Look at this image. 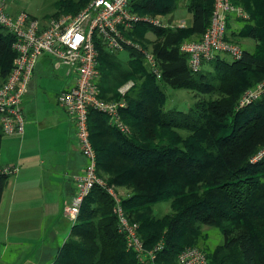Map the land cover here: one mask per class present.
Masks as SVG:
<instances>
[{
  "label": "trees",
  "instance_id": "obj_1",
  "mask_svg": "<svg viewBox=\"0 0 264 264\" xmlns=\"http://www.w3.org/2000/svg\"><path fill=\"white\" fill-rule=\"evenodd\" d=\"M86 1L80 0L81 6ZM179 1L138 0L131 11L170 15ZM231 1L251 15L236 36L237 42L243 37L255 39L260 48L257 53L244 50L238 61L218 57L197 73L190 69L189 57L180 47L185 41L202 39L214 0H189L192 24L185 29L138 24L125 32L145 48L149 32L163 40L154 49L162 71L160 80L134 49L128 48L129 57L122 61L118 53L108 52L96 40L102 98L118 101L120 87L135 82L125 97L127 107L121 111L129 135L111 125L107 115L90 113L98 175L110 185L128 189L122 206L128 219L139 224L144 248L149 251L163 243L155 264H179L178 255L185 248L198 247L204 226L219 229L224 237L210 257L198 247L209 264H264V160L250 163L251 156L264 146V97L234 110L243 92L264 79V0ZM59 8L53 18L69 14L63 4ZM14 41L0 26V85L13 68ZM169 88L196 91L205 97L187 109H166ZM0 131L3 135L1 126ZM9 177L0 171V193ZM161 202L170 203L171 211L158 217L155 206ZM114 206L112 197L95 187L53 264H145L128 250Z\"/></svg>",
  "mask_w": 264,
  "mask_h": 264
},
{
  "label": "built area",
  "instance_id": "obj_2",
  "mask_svg": "<svg viewBox=\"0 0 264 264\" xmlns=\"http://www.w3.org/2000/svg\"><path fill=\"white\" fill-rule=\"evenodd\" d=\"M138 0H91L77 14H62L57 18L42 21L21 12L8 13L0 6V26L15 41L16 57L7 80L0 85V126L5 136H22L25 132L23 98L29 91L35 67L42 55H51L60 65L76 73L75 84L60 93L59 104L74 119L80 149L86 158L84 173L75 182L76 194L67 205L66 216L74 226L79 218L84 200L95 187L103 188L114 200V213L118 218V229L126 239L127 248L136 253L140 262L155 264L163 243L147 251L139 235V224L132 223L122 206V194L115 185L98 175V158L91 141L89 116L92 111L110 118V124L123 134L131 133L123 121L121 111L127 107L126 94L135 86L134 81L125 83L118 90L121 99L109 101L102 98L98 49L99 39L112 54L132 48L140 53L149 71L162 79V71L156 55L150 48L126 37L125 32L134 30L138 24H147L162 29H185L183 19L169 22L162 17L141 15L131 11ZM234 20L249 22L251 15L242 5L231 0H214L211 22L199 41H185L180 50L189 57L190 69L197 73L207 64L223 55L232 61L241 60L244 49L237 42L235 31H231ZM223 58V57H222ZM264 97V79L247 89L239 98L236 110L244 109ZM264 160V147L250 158L251 164ZM12 169L2 172L11 174ZM179 264H209L206 253L198 247H187L178 255Z\"/></svg>",
  "mask_w": 264,
  "mask_h": 264
},
{
  "label": "crops",
  "instance_id": "obj_3",
  "mask_svg": "<svg viewBox=\"0 0 264 264\" xmlns=\"http://www.w3.org/2000/svg\"><path fill=\"white\" fill-rule=\"evenodd\" d=\"M75 79L73 70L42 55L23 98L24 134L0 131V171L13 170L0 193V264H53L71 235L66 209L87 161L58 97Z\"/></svg>",
  "mask_w": 264,
  "mask_h": 264
},
{
  "label": "rangeland",
  "instance_id": "obj_4",
  "mask_svg": "<svg viewBox=\"0 0 264 264\" xmlns=\"http://www.w3.org/2000/svg\"><path fill=\"white\" fill-rule=\"evenodd\" d=\"M89 1L90 0H87L84 3V5L81 6L82 4L80 0H0V6H3L8 13L13 14V15L21 13V12H26L37 19H40V20L43 19L44 21L46 20L48 21L52 19L55 15H57V13L60 12L59 5L61 4L67 7V10H65L64 12L71 14L81 9H84L86 7L85 5H87ZM188 2L189 0H180L177 5V10L173 14H170V15L159 14L156 16L162 17L163 19H166L169 22H172L174 20H178L181 18L185 21L187 25L190 26L192 24V14L187 9ZM243 25L245 26L247 25V23L244 21L242 22L241 20L239 21L234 20L231 23V31L233 30L235 31V29H237V31L235 32V35L237 36L242 30ZM146 38L149 41L148 48H150L152 52L155 54L154 52L155 46H157L158 43L163 42V40L156 39L155 34H153L152 32L147 33ZM239 42H240V46L245 51H248L250 53H257L261 45L258 42V40H255V39L253 40L251 38H246V37H243L242 39H240ZM12 49H13V45H12ZM117 55L122 61H126L129 57L128 52L126 51L120 52ZM222 57L225 58L227 61H232L229 55H223ZM207 66L205 68H207ZM159 67H160V64H159ZM167 93L169 95V100L167 102L166 109H171L173 107H177L180 109H187L192 104H194L195 102L205 97L204 94L196 92V91H191V90H173L172 88H169ZM238 101L234 108L236 112L238 110V109L236 110ZM240 110H243V109H240ZM263 147L264 146H261L259 150L262 149ZM117 189L120 191L119 193L122 194V199L128 196V193H129L128 189L123 188V187H120V188L117 187ZM170 211H171V206H170V203L168 202H161L155 206V214L158 217H162L170 213ZM223 242H224V237L219 229L215 227L204 226L203 236L200 242L197 244V246L203 249L210 257L212 252Z\"/></svg>",
  "mask_w": 264,
  "mask_h": 264
}]
</instances>
